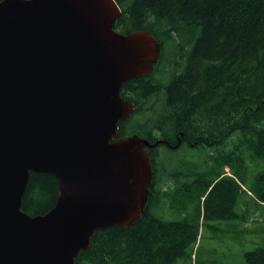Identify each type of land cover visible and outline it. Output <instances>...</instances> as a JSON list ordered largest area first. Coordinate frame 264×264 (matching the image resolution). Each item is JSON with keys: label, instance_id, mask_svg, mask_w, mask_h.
<instances>
[{"label": "water", "instance_id": "water-1", "mask_svg": "<svg viewBox=\"0 0 264 264\" xmlns=\"http://www.w3.org/2000/svg\"><path fill=\"white\" fill-rule=\"evenodd\" d=\"M116 0L0 1V264H76L96 231L146 211L150 143L121 137L122 97L149 75L161 44L114 29ZM31 173L59 184L44 215L22 209Z\"/></svg>", "mask_w": 264, "mask_h": 264}, {"label": "trees", "instance_id": "trees-1", "mask_svg": "<svg viewBox=\"0 0 264 264\" xmlns=\"http://www.w3.org/2000/svg\"><path fill=\"white\" fill-rule=\"evenodd\" d=\"M116 2L122 10L116 31L147 30L161 44L152 73L122 87L135 111L119 132L163 143L150 150L145 213L129 228L96 231L76 264H175L188 256L202 222L263 219L257 211L264 209V0ZM185 146L202 160L183 158L174 171L163 169L159 148ZM249 179L252 197L243 189ZM58 195L52 175L31 173L22 209L44 215ZM240 195L249 197L243 216L234 211ZM163 204L178 217L156 216ZM244 255L247 264H264V245Z\"/></svg>", "mask_w": 264, "mask_h": 264}, {"label": "rangeland", "instance_id": "rangeland-1", "mask_svg": "<svg viewBox=\"0 0 264 264\" xmlns=\"http://www.w3.org/2000/svg\"><path fill=\"white\" fill-rule=\"evenodd\" d=\"M134 125L135 122L131 121L130 128ZM158 152L161 155L160 165L170 172L178 168V162L183 158H189L194 162L203 158L199 150L187 146L176 151L160 147ZM251 180L245 182L246 187L244 186L243 189L252 197L247 190L251 188ZM248 198L246 195H240V203L234 208L240 216L244 215L243 202L246 199L249 200ZM251 208L257 211L252 201ZM258 209L257 212L263 215V219H255V215L250 216L247 221L240 218L231 221L202 222L198 237L188 251V256L180 258L175 264H247L245 252L264 245V209ZM153 213L160 218L176 219L178 217V212H171L167 204L154 208Z\"/></svg>", "mask_w": 264, "mask_h": 264}, {"label": "flooded vegetation", "instance_id": "flooded-vegetation-1", "mask_svg": "<svg viewBox=\"0 0 264 264\" xmlns=\"http://www.w3.org/2000/svg\"><path fill=\"white\" fill-rule=\"evenodd\" d=\"M179 145H180V143H179ZM178 148V147H177Z\"/></svg>", "mask_w": 264, "mask_h": 264}]
</instances>
